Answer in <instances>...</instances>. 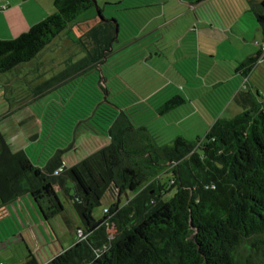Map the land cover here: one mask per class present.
Wrapping results in <instances>:
<instances>
[{"label": "trees", "instance_id": "1", "mask_svg": "<svg viewBox=\"0 0 264 264\" xmlns=\"http://www.w3.org/2000/svg\"><path fill=\"white\" fill-rule=\"evenodd\" d=\"M252 4L262 46L229 71L212 69L203 78L205 89L227 90L224 104L236 103L241 93L242 111L221 119L225 108L213 113L199 107V85L191 97L176 95L154 112L163 117L190 103L191 114L216 118L196 141L177 136L162 143L161 134L139 118L145 103L124 81H115L119 90L103 76L85 84L86 74L103 75L112 42L122 51L149 38L144 27L166 2L119 0L78 20L95 8L92 0H54V14L14 39H0V75L36 62L62 36L83 54L25 94L44 96L74 83L40 117L36 138L50 152L43 166L12 151L0 132V209L27 197L47 223L65 216V201L78 223L72 247L44 263L27 249L24 264H264V93L250 83L264 65V0ZM91 21L74 37L76 24ZM80 150L85 155L69 163ZM109 191L116 197L97 217Z\"/></svg>", "mask_w": 264, "mask_h": 264}, {"label": "rangeland", "instance_id": "2", "mask_svg": "<svg viewBox=\"0 0 264 264\" xmlns=\"http://www.w3.org/2000/svg\"><path fill=\"white\" fill-rule=\"evenodd\" d=\"M53 1L0 0V39L15 38L11 26L18 14L28 19L29 26L33 24V12L38 6L42 9L36 12L44 15L40 12L43 10L45 14H54ZM118 1L96 0L101 7ZM162 2H166V6L160 10L159 16L144 27L145 33L150 34L149 38L122 51L118 50L120 47L117 43L112 42L109 50L113 53L105 60L106 64L102 65L103 75L99 71L86 74L85 84H94L103 76L108 81L113 78L114 87L119 90L121 86L115 81H124L128 89L145 103L139 118H146L151 129L161 134L162 143L171 142L177 136L196 141L205 136L216 118L191 114L190 106L193 105L190 103L163 117H156L155 110L176 95L189 94L191 97V94L197 92L194 88L200 85L196 95L199 107L207 105V109L217 113L221 106V109H225L220 112V118L232 119L242 111L243 96L239 93L236 103L231 105L230 99L224 104L228 97L227 90L205 89L207 83L203 80L204 74L212 69L229 71L233 62L256 54L262 46L263 38L254 17L252 0ZM95 13V8L84 12L78 20L94 16ZM109 14L105 12V15ZM93 23L76 24L73 27L74 37L81 36ZM149 52L152 55L149 56ZM82 55L68 38L62 36L36 62L21 65L11 73L0 75V132L12 151H23L36 166H43L50 154L49 148L42 144L40 138H36L40 130V117L47 112L49 103L64 98L67 87L74 86V83L44 96L25 94L29 89H36L59 74L68 62L76 63ZM250 83L264 93V65L257 69ZM19 96L25 99L21 100ZM124 96L130 97L131 93H124ZM118 97L121 98V95ZM15 99L18 101V104H14L16 107L12 104ZM184 114L186 116L181 118ZM98 138L100 141L105 140L102 136ZM73 151L78 152L79 148ZM84 155L85 150L70 155L69 163ZM66 157L63 156L65 161ZM115 197L116 191H109L95 215L100 216L101 210ZM62 202L65 216L47 223L40 219L27 197L6 209H0V264H24L28 250L39 262L44 263L72 247L75 238L79 236L76 234L78 223L65 201ZM108 233L112 236L114 231L109 229Z\"/></svg>", "mask_w": 264, "mask_h": 264}, {"label": "crops", "instance_id": "3", "mask_svg": "<svg viewBox=\"0 0 264 264\" xmlns=\"http://www.w3.org/2000/svg\"><path fill=\"white\" fill-rule=\"evenodd\" d=\"M23 1L25 2L27 0H23ZM259 1L260 0H252L253 3H258ZM189 6L192 7L193 5L189 4ZM38 9L40 10L42 8H40V6L35 8V11L33 12V17H32L33 24L30 25V26L28 25V19H26V17L24 15H19L18 14L17 18L14 19V22H13V24L11 26V30H12V34L14 35L15 38L18 37L19 35H21L22 33L27 32L29 30V28L32 27L33 25H36V24L40 23L45 18H47L48 16L52 15L50 13L45 14V12L43 10L40 11V12H43L44 15H42V14L36 12V10H38ZM9 39H7V40H9ZM236 98H237V96L235 97V99ZM232 104L233 103H231V105ZM29 203L33 207V204L31 203L30 199H29ZM1 209H4V208H1Z\"/></svg>", "mask_w": 264, "mask_h": 264}, {"label": "water", "instance_id": "4", "mask_svg": "<svg viewBox=\"0 0 264 264\" xmlns=\"http://www.w3.org/2000/svg\"><path fill=\"white\" fill-rule=\"evenodd\" d=\"M92 2L94 3V6H95V9H96V13H97V15H99V11H98L99 6H98L96 0H92ZM116 36H117V28H116Z\"/></svg>", "mask_w": 264, "mask_h": 264}]
</instances>
